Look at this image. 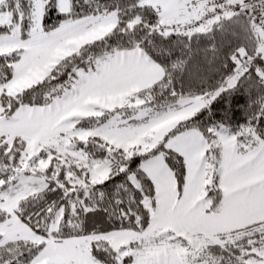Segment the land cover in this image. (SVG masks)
<instances>
[{
  "label": "snow or ice",
  "instance_id": "1",
  "mask_svg": "<svg viewBox=\"0 0 264 264\" xmlns=\"http://www.w3.org/2000/svg\"><path fill=\"white\" fill-rule=\"evenodd\" d=\"M0 264H264V0H0Z\"/></svg>",
  "mask_w": 264,
  "mask_h": 264
},
{
  "label": "trees",
  "instance_id": "2",
  "mask_svg": "<svg viewBox=\"0 0 264 264\" xmlns=\"http://www.w3.org/2000/svg\"><path fill=\"white\" fill-rule=\"evenodd\" d=\"M49 23H56V17H50ZM228 39L232 45L239 43L234 38L229 37ZM205 46L206 44H201V48ZM221 75L222 70L220 69L219 63L210 64L205 60L203 53H200L193 59L189 72L184 77L185 87L187 88L191 85L192 90L195 91L202 84L203 86L214 85L220 79ZM247 99V94L243 89L230 95L224 94L211 106V114L205 112L199 119L202 122H207L210 115L211 119L217 121L224 120L227 117L231 123L235 124L244 118L243 108L246 106Z\"/></svg>",
  "mask_w": 264,
  "mask_h": 264
}]
</instances>
